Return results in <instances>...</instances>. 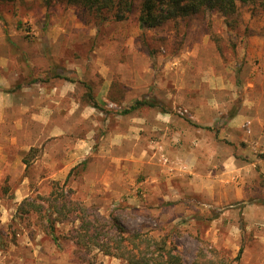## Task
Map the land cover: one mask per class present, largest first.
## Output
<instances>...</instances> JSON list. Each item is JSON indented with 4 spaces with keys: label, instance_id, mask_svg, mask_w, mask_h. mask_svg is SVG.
Here are the masks:
<instances>
[{
    "label": "rangeland",
    "instance_id": "rangeland-1",
    "mask_svg": "<svg viewBox=\"0 0 264 264\" xmlns=\"http://www.w3.org/2000/svg\"><path fill=\"white\" fill-rule=\"evenodd\" d=\"M103 14L63 2H0V64L18 91L32 81L39 93L47 83L48 96L30 101L54 110L52 122L67 132L12 151L27 164L5 167L0 178V242L25 236L48 264H83L69 237L76 223L46 217L44 198L58 182L99 214H118L128 231L164 240L184 264L199 253L264 264V145L229 128L244 100L264 111V0L237 3L227 18L203 10L151 29L137 12ZM136 100L155 106L120 112ZM75 138L85 144L69 146ZM87 259L122 264L97 251Z\"/></svg>",
    "mask_w": 264,
    "mask_h": 264
},
{
    "label": "trees",
    "instance_id": "trees-1",
    "mask_svg": "<svg viewBox=\"0 0 264 264\" xmlns=\"http://www.w3.org/2000/svg\"><path fill=\"white\" fill-rule=\"evenodd\" d=\"M12 0H0L9 2ZM252 0H42L49 8L54 2H63L66 5L77 6L82 10L93 13L105 20L110 14L115 20H123L129 14L137 12V21L142 28H155L164 22L176 18L196 16L203 10H215L224 18L232 16L237 3H247ZM92 106H96L93 98L88 94ZM155 106L154 102L136 100L131 106L121 110L129 113L142 106ZM25 164L26 161L23 160ZM65 183L52 182V190L44 198L48 203L47 220L49 224L51 213H56L59 222L69 221L76 223L69 230V237L76 248V257L83 264H94L87 259L92 251L104 256L114 257L122 264H184L182 257L172 252L171 246L166 247L164 240L158 241L146 231H128L122 224L119 215L109 213L107 216L99 214L97 207L83 205L69 196L70 190L64 189ZM34 210L40 205L27 202ZM72 223V224H73ZM52 228V225H49ZM55 241L56 238H53ZM194 264H230L223 257H207L203 253L197 255Z\"/></svg>",
    "mask_w": 264,
    "mask_h": 264
},
{
    "label": "crops",
    "instance_id": "crops-1",
    "mask_svg": "<svg viewBox=\"0 0 264 264\" xmlns=\"http://www.w3.org/2000/svg\"><path fill=\"white\" fill-rule=\"evenodd\" d=\"M9 69H5L4 64H0V178L4 174L5 167H13L20 164L25 169V163L21 160L16 161L17 154H12V151L17 149L29 150L34 146L39 145V141L44 136L52 135L56 138L67 133L61 124L53 123L55 111L51 109H43L39 103L38 109L33 108L30 101V96L37 95L38 92L34 90L35 85L26 84L20 91L16 90V80L12 78V74H8ZM47 83H40L38 93L39 97L48 96ZM264 105V95L261 96ZM34 101V99L32 98ZM251 104V105H249ZM253 105V108H252ZM252 108V109H249ZM252 112V110H254ZM72 112V111H71ZM67 115H72L65 113ZM59 118H63L62 112L58 113ZM26 120V121H23ZM245 126L248 132L245 131ZM229 128L231 133L243 131L247 135L250 142H255L260 146L264 145V111L258 114L256 105L253 101L244 100L242 111L231 117ZM71 133V132H70ZM73 133V132H72ZM74 134V133H73ZM242 139V138H241ZM244 141V139H242ZM78 138L69 146H83ZM239 146V144H236ZM44 146H65L64 144H49ZM87 146V145H86ZM45 161L48 160L49 154L44 153ZM61 164L63 160L60 158ZM31 176H23L22 183L29 181ZM28 193L22 194L17 191L14 193L15 198L26 197ZM1 198V196H0ZM5 210L0 207V223H4ZM1 215L3 217H1ZM39 243L35 244L39 248ZM1 245L9 247L7 253H0V264H48L45 255L35 249L31 252V241L23 236L22 239L12 241L11 239L0 242Z\"/></svg>",
    "mask_w": 264,
    "mask_h": 264
}]
</instances>
